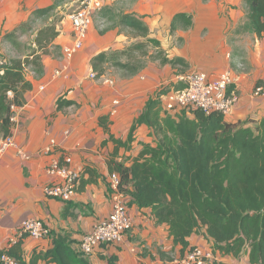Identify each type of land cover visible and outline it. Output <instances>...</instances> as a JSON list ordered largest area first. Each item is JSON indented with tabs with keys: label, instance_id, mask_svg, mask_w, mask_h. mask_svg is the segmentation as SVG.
Here are the masks:
<instances>
[{
	"label": "crops",
	"instance_id": "obj_1",
	"mask_svg": "<svg viewBox=\"0 0 264 264\" xmlns=\"http://www.w3.org/2000/svg\"><path fill=\"white\" fill-rule=\"evenodd\" d=\"M65 1L0 0L1 52L2 44L6 43L4 36L28 21L37 9L56 4L61 12L57 23L59 35L55 39L58 48H51L43 56L42 73L32 70L27 73L32 88L26 92L25 104L14 115L11 136L15 143L0 156V252L22 241L28 262L35 253L53 247V236H67L73 247L79 249L84 235L110 214L113 194L110 178L115 173L112 171L115 162L130 166L139 158L144 144L156 145L154 131L146 124L136 128L127 145L120 146L114 140L127 142L132 124L163 85H180L178 67L152 60L133 76L110 67L104 76L91 77L93 56L123 49L138 37L100 13L82 48L67 58L63 49L74 42L70 15L78 9L79 0H73L68 8ZM104 3L117 15L135 13L141 17L161 48L170 57L185 59L189 69L202 70L211 79L231 69L238 82L230 88V94H236L238 99L232 112L225 116L226 121L252 126L264 117V96L254 95L257 86H264V38L233 32L245 20V0H104ZM179 13L191 14L193 25L187 30L172 31L173 19ZM35 34L36 31L34 37ZM239 62L246 67L238 68ZM61 99L72 100L74 104L58 108ZM3 139L0 136V143ZM67 158L71 159L70 167L81 171L82 179L75 196L62 200L47 195L45 187L62 182L59 175L48 170L53 162L67 165ZM130 213L134 225L124 241L108 245L106 252L101 248L95 250L88 256L91 264H108L104 254L115 255L118 264H169L170 259L184 256L193 246L214 245L205 230H201L188 237L190 245L183 248L175 244L170 226L159 223L151 208L130 204ZM26 219L42 220L51 235L36 239L22 233L19 227ZM161 251L166 258L160 255ZM218 258L234 264V257ZM243 260L246 264L248 256ZM36 264L56 263L39 259Z\"/></svg>",
	"mask_w": 264,
	"mask_h": 264
},
{
	"label": "trees",
	"instance_id": "obj_2",
	"mask_svg": "<svg viewBox=\"0 0 264 264\" xmlns=\"http://www.w3.org/2000/svg\"><path fill=\"white\" fill-rule=\"evenodd\" d=\"M245 7V20L234 34L250 33L264 38V0H245ZM58 12L56 4L37 9L28 21L4 36L5 42L19 54L7 56L0 51V136L3 138L12 135L16 109L25 104L26 92L32 88L27 73L30 70L42 73L43 56L51 48H58L55 39L61 16L38 29L33 23ZM100 13L130 29L138 40L123 49L93 56L90 62L97 77L104 76L110 67L120 69L125 76L136 75L151 56L154 61L180 67L179 75L191 70L185 59L170 57L161 48L160 42L150 36L148 25L135 13L117 15L105 5ZM192 25L191 14L179 13L171 28L187 30ZM29 31H36L31 45L22 41ZM179 82V86L163 85L150 98L132 124L127 142L114 140L120 146L127 145L142 124L148 125L156 137V145L144 144L139 158L130 166L115 162L112 171L121 178L119 189L128 194L129 205L151 208L159 223L168 224L176 245L188 247V237L205 230L206 237L214 243L210 248L216 256L206 260V264H233L219 260L218 256L241 259L244 255L249 258L246 264H264V117L251 126L229 123L219 111L206 113L189 108L170 116L162 98L170 89L186 86ZM72 104V100H58V108ZM53 238V247L35 253L30 262L24 258L22 241L2 250L0 255L8 254L16 264H36L39 259L56 264H91L88 259L91 254L74 248L67 236ZM108 245L102 244L101 251L106 252ZM160 255L167 257L162 251ZM103 256L108 264H118L115 255ZM0 264L5 263L0 261Z\"/></svg>",
	"mask_w": 264,
	"mask_h": 264
},
{
	"label": "built area",
	"instance_id": "obj_3",
	"mask_svg": "<svg viewBox=\"0 0 264 264\" xmlns=\"http://www.w3.org/2000/svg\"><path fill=\"white\" fill-rule=\"evenodd\" d=\"M104 5V0H80L78 9L70 15L74 42L63 49L67 58H72L82 48L95 17ZM91 77L96 78V73L93 72ZM178 80L183 81L186 86L182 89L172 88L162 98L164 109L171 116H177L184 109L189 108L202 109L206 113L219 111L227 115L232 112L238 99L236 94H229L230 87L238 82V76L231 69L225 70L212 79L202 70L191 69L180 75ZM254 95L264 96V86H257ZM14 143L12 136L4 138L0 143V156ZM24 156L28 158L27 155ZM66 161L67 165L53 162L48 170L52 175H59L62 182H54L45 187L47 195L62 200H70L75 196L82 176L80 170L69 166L70 158ZM120 183L119 174L112 173L110 178V186L113 190L112 210L107 217L95 223L84 235L80 244L82 252L92 254L102 244H120L124 241L125 234L132 230L134 220L130 213V198L128 194L120 191ZM19 228L22 233L36 239L50 235V228L40 219H26ZM215 257L210 247L195 246L184 256L173 257L169 264H206V260ZM0 261L5 264H16V261L6 253L0 255Z\"/></svg>",
	"mask_w": 264,
	"mask_h": 264
},
{
	"label": "rangeland",
	"instance_id": "obj_4",
	"mask_svg": "<svg viewBox=\"0 0 264 264\" xmlns=\"http://www.w3.org/2000/svg\"><path fill=\"white\" fill-rule=\"evenodd\" d=\"M71 2H73V0H66L64 3L65 4H68L66 8L70 7V5L72 4ZM80 2V0H79ZM79 2H78V5H79ZM63 3V8L65 9V4ZM62 8V9H63ZM73 12V11H72ZM114 12V11H113ZM58 16H61V12L59 10L58 13H51L49 16H45V17H42L40 19H37V21L35 23H33V26L34 28L38 29L40 27H43L45 26L46 24H48L51 20L53 19H56ZM131 32V31H130ZM136 37V36H134ZM232 37V36H230ZM34 38V32L32 31H29L27 34H25L24 36H22V41L27 44V45H31V41L33 40ZM151 51L154 50V48H150ZM2 53L6 54L7 56H17L19 54V51L14 49L13 47H11L8 43H4L2 44ZM26 49H24V53H26ZM146 59V58H145ZM148 59H151L153 60V57L151 56L150 58L147 57V60ZM154 61V60H153ZM243 62H239L237 64L238 68L240 69H244L246 66L244 64H242ZM180 68V67H179ZM235 70V69H234ZM236 71V70H235ZM255 124V123H253ZM196 247H198V245H196ZM201 247V246H200ZM246 255L244 256H241V259H233V262L234 264H245V259Z\"/></svg>",
	"mask_w": 264,
	"mask_h": 264
}]
</instances>
